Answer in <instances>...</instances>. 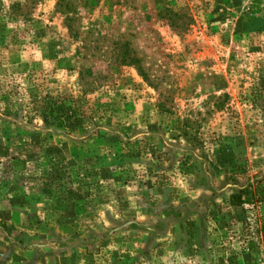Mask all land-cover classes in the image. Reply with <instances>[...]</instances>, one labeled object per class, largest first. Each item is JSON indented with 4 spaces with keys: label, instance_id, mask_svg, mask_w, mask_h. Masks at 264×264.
<instances>
[{
    "label": "rangeland",
    "instance_id": "rangeland-1",
    "mask_svg": "<svg viewBox=\"0 0 264 264\" xmlns=\"http://www.w3.org/2000/svg\"><path fill=\"white\" fill-rule=\"evenodd\" d=\"M255 85L264 0H0V264H264Z\"/></svg>",
    "mask_w": 264,
    "mask_h": 264
},
{
    "label": "trees",
    "instance_id": "trees-1",
    "mask_svg": "<svg viewBox=\"0 0 264 264\" xmlns=\"http://www.w3.org/2000/svg\"><path fill=\"white\" fill-rule=\"evenodd\" d=\"M137 59L131 58L128 60V63L136 64ZM139 68V66H137ZM263 89L264 85L256 86L253 89V95L255 96V100H262L263 98ZM43 117L45 120H48L49 116L52 115V109L48 103H45L43 109ZM53 116V115H52ZM246 169L242 167L240 173H244ZM248 171V169H247ZM246 171V172H247ZM262 171H257L250 176H246L247 182L243 187H239L237 190L232 191L229 195V204L233 206L244 207V205H253L256 206L257 203L264 201V176ZM261 232L263 236V244H264V219H260ZM10 227L5 221L0 220V230L4 231L8 236L10 235Z\"/></svg>",
    "mask_w": 264,
    "mask_h": 264
}]
</instances>
